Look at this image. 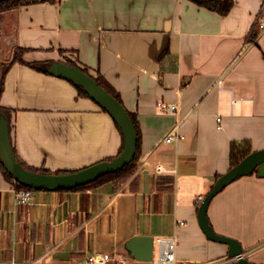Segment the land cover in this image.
Returning a JSON list of instances; mask_svg holds the SVG:
<instances>
[{"label":"crops","instance_id":"0c3cea01","mask_svg":"<svg viewBox=\"0 0 264 264\" xmlns=\"http://www.w3.org/2000/svg\"><path fill=\"white\" fill-rule=\"evenodd\" d=\"M261 13L263 0H235L228 15L191 0H57L2 13L16 28L15 47L42 51L30 59L25 53L26 62L72 60L104 77L136 117L140 154L129 176L34 191L24 205L0 170V264L41 257L83 263L112 253L126 254L128 264H154L157 239L165 237H175L181 261L235 264L229 246L205 234L198 210L230 169L233 143L264 150ZM0 101L14 110L11 140L28 167L81 170L123 148L112 116L66 79L17 63ZM159 101L178 105L177 113H160ZM180 121L185 138L167 143ZM208 218L218 234L240 242L249 261L264 264L263 177L228 185L211 201ZM141 236L154 240L152 261L125 250Z\"/></svg>","mask_w":264,"mask_h":264},{"label":"water","instance_id":"95a60500","mask_svg":"<svg viewBox=\"0 0 264 264\" xmlns=\"http://www.w3.org/2000/svg\"><path fill=\"white\" fill-rule=\"evenodd\" d=\"M6 0H0V3ZM51 75L63 78L76 85L82 86L90 98L102 109L108 112L120 127L124 139L121 154L112 160H105L69 173H41L28 170L17 160L14 152L9 121L0 112V160L5 169L20 183L41 190L58 191L72 189L95 181L99 177L116 172L131 163L136 156L138 133L133 119L125 106L104 87L99 85L92 75L82 69L63 61H54L43 68ZM257 173L264 178V150L254 151L246 156L238 165L230 168L221 175L212 189L203 199L199 210L198 220L201 228L211 240L229 246V257L236 260L235 264H255L243 257L240 242L228 236L218 234L211 226L208 218V208L219 193L240 177ZM154 240L152 237H134L125 245V250L133 259L149 262L153 260Z\"/></svg>","mask_w":264,"mask_h":264},{"label":"trees","instance_id":"16d2710c","mask_svg":"<svg viewBox=\"0 0 264 264\" xmlns=\"http://www.w3.org/2000/svg\"><path fill=\"white\" fill-rule=\"evenodd\" d=\"M56 1L57 0H6V1H3L0 3V13L9 12L15 8H18V7L24 6V5H32V4L41 3V2L55 3ZM191 1L197 3L200 6H203L209 10L216 11V12L220 13L221 15H228L235 5V0H191ZM26 52H28V49L16 47L12 60L7 62V63L0 64V99H1V96H2L3 91H4V83H5L7 73L11 70V68L15 64L21 63V64L27 65V66L35 69V70H39V71H42L44 73L49 74L48 72H45L43 70V68L45 66L49 65L51 62H43V61L42 62H39V61H37V62H26L24 60V54ZM66 63L69 65H72V66H76V67L82 69L85 73L92 75L90 73V70L87 67L79 65L77 62H74L72 60H67ZM93 77L95 78V80L97 81V83L99 85L104 87L109 93H111L113 96H115L123 104L120 95L115 92V90L110 86V84L104 79V77L100 73L96 74ZM72 84L76 87L79 96L81 95V96L90 98V96L88 95V93L86 92V90L82 86L76 85L74 83H72ZM103 110L106 111L105 109H103ZM0 112L4 113L5 116L7 117L8 121H9L10 132H11V123H12V116H13L14 110L11 108L0 105ZM128 113L131 116V118L133 119L137 133H138V146H137V152H136L135 159L119 171L108 173L106 175L99 177L98 179H96L93 182H90L88 184L78 186V187H75L72 189H74V190L84 189V188L90 187L92 185L102 183V182H105V181H108V180H111L114 178L129 176L133 172H135V170L137 168V162L139 159V154H140V151H139L140 131H139L138 123H137V120H136V117L134 116V114L130 113L129 111H128ZM119 129H120V127H119ZM246 144H245V146H241V144H236V143L232 144L231 152H230V162H231L230 168L238 165L246 156H248L249 154L252 153L250 145L248 143H246ZM123 148H124V146H123ZM123 148H122L121 152L123 151ZM14 152H15V149H14ZM121 152H120V154H121ZM15 155H16V152H15ZM16 157H17V155H16ZM112 159L113 158H110L108 160H112ZM17 160L23 165L24 168H26L28 170L41 172V173H53V172L46 170L44 168L37 169V168H33V167H28L23 162H21L18 159V157H17ZM0 170L4 174L5 178L8 181L14 183L18 189H32V190H36V191L41 190V189H35L32 187L26 186V185L20 183L19 181H17L5 169L1 160H0ZM63 172L69 173V171H63ZM63 172H56V173H63ZM70 172H74V171H70ZM72 189H67V190H72ZM58 191H66V190H58Z\"/></svg>","mask_w":264,"mask_h":264},{"label":"built area","instance_id":"2783aa9c","mask_svg":"<svg viewBox=\"0 0 264 264\" xmlns=\"http://www.w3.org/2000/svg\"><path fill=\"white\" fill-rule=\"evenodd\" d=\"M264 3V0H263ZM256 28L262 32L264 31V13L258 16ZM218 86L222 89L223 81L218 82ZM158 111L164 114H175L178 111V105L169 104L164 101H159L157 104ZM218 129H222V118H217ZM183 122H178L174 128L168 133L165 138L167 143L178 142L185 138L183 134ZM161 169V168H160ZM34 199V190L32 189H18L15 191V200L17 204H31ZM157 242L160 244V256L158 264H189L185 261H181L177 258L176 247L177 242L175 237L158 238ZM243 257H246V253H243ZM239 258V257H238ZM231 259V262L238 260ZM129 257L126 254L112 253V254H94L86 257V261L83 263H56L53 261H47L45 257L38 258L31 262L23 264H128ZM210 264H220L218 262Z\"/></svg>","mask_w":264,"mask_h":264},{"label":"rangeland","instance_id":"374dc122","mask_svg":"<svg viewBox=\"0 0 264 264\" xmlns=\"http://www.w3.org/2000/svg\"><path fill=\"white\" fill-rule=\"evenodd\" d=\"M257 31L259 30L257 29ZM15 32H16V28H14V23L11 17H9L8 15H4V14L2 15V13H0V64L11 61L14 56V51L16 47L14 46L13 40L15 37ZM28 52L32 53V55L27 57L30 59V58H33V54L39 56L38 54L41 53L42 51L41 50H30ZM28 52L26 53L28 54ZM0 105L3 106L1 101H0ZM63 171L70 172L71 170H52L51 172L56 173V172H63ZM73 171H77V170H73ZM34 191L36 192V190ZM159 256H160L159 245H156L154 261H153L154 264H158Z\"/></svg>","mask_w":264,"mask_h":264}]
</instances>
